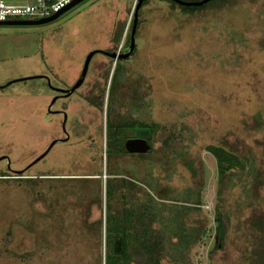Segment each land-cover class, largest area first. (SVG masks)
I'll use <instances>...</instances> for the list:
<instances>
[{
    "label": "rangeland",
    "instance_id": "1",
    "mask_svg": "<svg viewBox=\"0 0 264 264\" xmlns=\"http://www.w3.org/2000/svg\"><path fill=\"white\" fill-rule=\"evenodd\" d=\"M257 4L240 0L225 11L194 17L209 6L173 11L171 2L151 0L141 9L136 51L122 60L124 87L114 110L155 127L153 150L109 156L107 121L117 118L107 110L109 91L103 110L84 97L111 84L117 61L98 54L87 86L67 101L71 139L31 167L55 139L65 138L62 119H46L43 78L9 84L40 76L50 78V86L71 85L92 51L127 54L137 3L85 0L48 24L0 26V172L12 175L0 177V264H105L108 204L121 218L124 209L145 200L122 186L125 177L156 199L165 221L153 228L164 238L165 264H231L225 256L237 258L251 210L245 182L235 170L220 185L216 160L206 148H235L238 140L257 164L262 157L255 140L264 131L251 128L256 117L264 123V0ZM187 163L199 171L197 177ZM111 182L115 190L108 201ZM218 212L225 250L215 248Z\"/></svg>",
    "mask_w": 264,
    "mask_h": 264
},
{
    "label": "trees",
    "instance_id": "2",
    "mask_svg": "<svg viewBox=\"0 0 264 264\" xmlns=\"http://www.w3.org/2000/svg\"><path fill=\"white\" fill-rule=\"evenodd\" d=\"M150 1L151 0L145 1L141 9L148 5ZM167 1L171 2L173 5L171 7L173 11L177 9L175 7H180L184 10L189 9L187 6H182L172 0ZM181 1L197 3L193 2V0ZM239 1L240 0H212L201 6H209L205 9L203 14H197L194 15V17H203L204 15L212 12V10L216 12L225 11L226 9L238 5ZM257 1L258 0H249V2L253 4L252 6H257ZM190 8H195V6ZM141 9L139 11L137 31H139L143 26V22L141 21ZM123 23L124 22H122V24ZM133 24L134 17L129 28L125 51L130 47ZM124 30L125 23L120 27V32H118L116 36V42L121 43ZM115 49L117 50V46ZM111 60L113 61L114 59ZM123 68L124 66L122 61H117L116 68L111 78V84L109 86L107 104L108 112L111 114L117 113V118L115 120L108 119L107 121V145L110 157H115L114 155L117 156V154H120L123 151L124 135L126 134L125 130H149L152 133V130L155 128L154 126L147 125L137 120L128 121L129 118H124L120 112L114 110V105L117 102V93L122 87H124V84L121 81V72ZM107 91V87L102 88L98 96L95 92H93V96H90V99H92L91 105L103 110L105 94ZM254 119L255 120L252 122L251 128H254L255 131H257V129H259L258 131H264V123L258 117ZM255 144L261 148L262 157L259 160V164L254 161L255 157L249 154L250 151L248 147L238 140L236 142L237 147L235 148L229 143L226 144L227 146H208L206 148L207 152L210 153L216 160L220 185H222L224 178L227 175L237 170L242 176L240 181L245 182V195L250 202L248 203V207L251 210L248 217L243 221L244 232L241 237L239 236L240 238L238 237V243L236 244L237 258L232 259L229 254L225 256L226 262L231 260V264H236V260L239 261V264H264V199H262L264 198V135L261 138L256 139ZM149 146L153 149L152 143H149ZM187 166L189 169L191 168L194 178L199 175V171H197L193 165L187 163ZM8 176L12 175H6L0 172V177ZM244 176H247L248 178L245 179ZM122 182L125 186H127V188L144 194L145 200L141 205L135 208L124 209L122 212L123 216L121 218L113 214L112 207L108 204L106 217L107 228L105 264H165L166 256L164 238L158 230L153 228L155 223L162 226L165 221L162 216L158 214L157 207L153 205V200H156L155 197L147 192L143 185L134 184V182L129 178H124ZM107 188V198L108 201H110L113 198L115 190L113 182L109 183ZM159 199L161 201H167L166 199L160 197ZM198 202L200 203V201ZM208 222L209 221L205 219L203 223L208 224ZM215 222L217 224L215 248L225 250L223 242L225 240L226 231L224 219L220 212L216 214Z\"/></svg>",
    "mask_w": 264,
    "mask_h": 264
},
{
    "label": "flooded vegetation",
    "instance_id": "3",
    "mask_svg": "<svg viewBox=\"0 0 264 264\" xmlns=\"http://www.w3.org/2000/svg\"><path fill=\"white\" fill-rule=\"evenodd\" d=\"M108 53L113 54L115 52L109 51ZM101 55H103L104 57H106L109 60L112 59L111 57H109L107 55H104V54H101ZM132 55L129 58H131ZM129 58H127V59H129ZM127 59H117L116 61H119V60L122 61V60H127ZM88 74H87L83 84L74 93H72L69 96L67 95L66 91L71 90L78 83V81L81 78L82 71L80 73V77H78V79H76L75 82L71 85H67L66 82H62V85L50 86L51 79L48 77H43L45 85L42 89V92L40 90V94L42 95L44 101L49 99L48 105L46 106V109H47L46 110V119H47V117H60L62 119L60 123L58 122V124L60 126L59 129L62 132V134L65 135V138L55 139L54 141H57L58 143H61L62 140H65L67 137H69V140L71 139L73 127H72L71 123L69 124L70 117L68 116V112H67V108H68V102L67 101L70 100L72 97L76 96L77 94L79 95V93H81V91L87 86ZM90 96L91 97L93 96L92 88L89 89V94L86 93L84 96L85 101L91 105L92 99H90ZM107 104H108V102H107ZM92 107H94V106H92ZM107 110H108V107H107ZM124 118H126V117H124ZM126 119H128V118H126ZM130 120L131 119H128V121H130ZM132 120H134V119H132ZM125 131H126V134L124 135L123 151L120 154H117V156L116 155H114V156L115 157H119V156L122 157V156H127V155H129V156H143L142 154H131V153H129L126 149V143L130 140H139V139L146 140L148 144L152 143V135L154 133V129L152 130V133L149 130L135 131V130L127 129ZM106 136H107V133H106ZM69 140L67 142H69ZM67 142H65V143H67ZM152 150L153 149H151L148 153H150ZM107 152H108V150H107ZM9 169L11 170V167ZM123 185L124 184H122V186Z\"/></svg>",
    "mask_w": 264,
    "mask_h": 264
},
{
    "label": "water",
    "instance_id": "4",
    "mask_svg": "<svg viewBox=\"0 0 264 264\" xmlns=\"http://www.w3.org/2000/svg\"><path fill=\"white\" fill-rule=\"evenodd\" d=\"M85 0H75L71 5H69L65 10H63L61 13L51 17V18H47V19H43V20H39V21H12V22H4V23H0V26H14V27H22V26H40V25H44V24H48V23H51V22H54L56 21L61 15H63L64 13H66L67 11L71 10L73 7L77 6L78 4H80L81 2H83ZM137 5L134 9V24H133V28H132V32H131V38H130V47H129V50H128V53L127 54H123V55H118L117 53H113V54H110L108 52H105V51H101V50H95V51H92L86 58V61H85V64H84V68H83V71H82V75H81V78L80 80L78 81V83L69 91H66L67 92V95H71L72 93H74L84 82L87 74H88V71H89V67H90V63L92 61V59L98 55V54H104V55H107L109 57H111L112 59L114 60H117V59H127L129 58L135 48H136V33H137V28H138V21H139V11L143 5V3L147 0H135ZM182 6H187V7H192V6H195V7H201L203 6L204 4L212 1V0H204L202 2H198V3H189V2H183L181 0H172ZM41 79L43 77H35V78H26V79H21V80H15V81H12L9 85L11 84H14V83H18V82H23V81H29V80H32V79ZM69 140V137H67L65 140H62L63 143L67 142ZM58 142L57 141H54L50 146L49 148L46 150V152L44 154H42L39 158H37L29 167L37 164L38 162H40L41 160H43L49 153L50 151L52 150V148L57 144ZM126 149L129 153L131 154H147L150 150H151V147L149 146V144L147 143L146 140H142V139H139V140H130L126 143ZM4 158L0 159V162L3 161ZM8 167L10 168V161L8 163ZM18 173H21V172H18Z\"/></svg>",
    "mask_w": 264,
    "mask_h": 264
},
{
    "label": "built area",
    "instance_id": "5",
    "mask_svg": "<svg viewBox=\"0 0 264 264\" xmlns=\"http://www.w3.org/2000/svg\"><path fill=\"white\" fill-rule=\"evenodd\" d=\"M75 0H29L13 5L0 0V23L12 21H39L51 18L71 5Z\"/></svg>",
    "mask_w": 264,
    "mask_h": 264
},
{
    "label": "crops",
    "instance_id": "6",
    "mask_svg": "<svg viewBox=\"0 0 264 264\" xmlns=\"http://www.w3.org/2000/svg\"><path fill=\"white\" fill-rule=\"evenodd\" d=\"M10 1L11 2L7 1V3L13 4V5H22V4L29 2V0H10Z\"/></svg>",
    "mask_w": 264,
    "mask_h": 264
}]
</instances>
